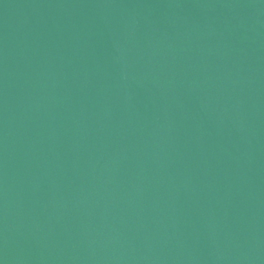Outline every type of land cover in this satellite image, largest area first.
I'll use <instances>...</instances> for the list:
<instances>
[{"label": "water", "instance_id": "1", "mask_svg": "<svg viewBox=\"0 0 264 264\" xmlns=\"http://www.w3.org/2000/svg\"><path fill=\"white\" fill-rule=\"evenodd\" d=\"M0 264H264V0H0Z\"/></svg>", "mask_w": 264, "mask_h": 264}]
</instances>
